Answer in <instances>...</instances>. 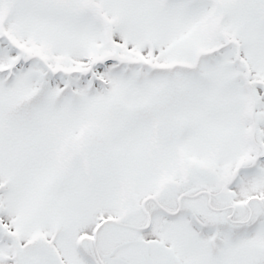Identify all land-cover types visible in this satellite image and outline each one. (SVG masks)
I'll list each match as a JSON object with an SVG mask.
<instances>
[{"label":"snow or ice","instance_id":"6c2138e0","mask_svg":"<svg viewBox=\"0 0 264 264\" xmlns=\"http://www.w3.org/2000/svg\"><path fill=\"white\" fill-rule=\"evenodd\" d=\"M0 264H264V0H0Z\"/></svg>","mask_w":264,"mask_h":264}]
</instances>
